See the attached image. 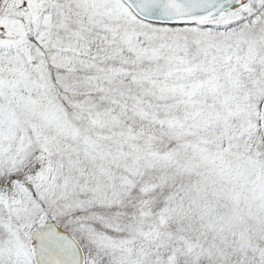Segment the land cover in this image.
Returning a JSON list of instances; mask_svg holds the SVG:
<instances>
[{
	"label": "snow or ice",
	"instance_id": "6c2138e0",
	"mask_svg": "<svg viewBox=\"0 0 264 264\" xmlns=\"http://www.w3.org/2000/svg\"><path fill=\"white\" fill-rule=\"evenodd\" d=\"M0 264H264V0H0Z\"/></svg>",
	"mask_w": 264,
	"mask_h": 264
}]
</instances>
